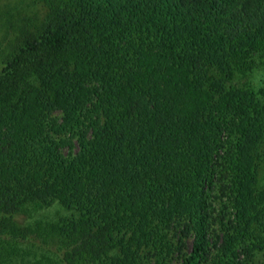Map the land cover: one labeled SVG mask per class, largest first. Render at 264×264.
<instances>
[{
    "label": "trees",
    "instance_id": "trees-1",
    "mask_svg": "<svg viewBox=\"0 0 264 264\" xmlns=\"http://www.w3.org/2000/svg\"><path fill=\"white\" fill-rule=\"evenodd\" d=\"M41 4L0 68V264L23 244L54 264L264 252V97L243 80L264 0Z\"/></svg>",
    "mask_w": 264,
    "mask_h": 264
},
{
    "label": "rangeland",
    "instance_id": "rangeland-1",
    "mask_svg": "<svg viewBox=\"0 0 264 264\" xmlns=\"http://www.w3.org/2000/svg\"><path fill=\"white\" fill-rule=\"evenodd\" d=\"M41 0H0V68L3 67L6 55L11 51L12 46L18 41L21 27L25 23H31L32 26L37 21L38 16L42 14ZM255 66L247 71L244 82L254 89L259 95L264 97V55L256 57ZM261 184L264 185V169L261 177ZM218 222L214 229L217 230L213 241L220 244L218 238L220 234V216H222L223 204L221 202L215 205ZM67 215L66 211L58 205L49 208H39L30 211V220L49 221L58 219L60 216ZM227 220L232 218V214H226ZM190 244V242H189ZM213 247V246H212ZM216 253V246L213 248V255ZM6 264H54V258L31 245L23 244L19 247L17 253ZM202 264H211V260L203 261ZM235 264H264V252L255 251L247 254L240 252Z\"/></svg>",
    "mask_w": 264,
    "mask_h": 264
}]
</instances>
